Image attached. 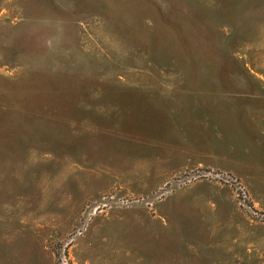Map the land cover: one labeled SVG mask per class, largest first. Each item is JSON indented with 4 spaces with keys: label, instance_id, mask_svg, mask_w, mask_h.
<instances>
[{
    "label": "rangeland",
    "instance_id": "obj_1",
    "mask_svg": "<svg viewBox=\"0 0 264 264\" xmlns=\"http://www.w3.org/2000/svg\"><path fill=\"white\" fill-rule=\"evenodd\" d=\"M245 100L264 0H0V264H264Z\"/></svg>",
    "mask_w": 264,
    "mask_h": 264
},
{
    "label": "crops",
    "instance_id": "obj_2",
    "mask_svg": "<svg viewBox=\"0 0 264 264\" xmlns=\"http://www.w3.org/2000/svg\"><path fill=\"white\" fill-rule=\"evenodd\" d=\"M237 102L238 101H230L228 102V104H230V106H239L244 108L264 106V100H245L239 102V104H235ZM258 127L259 129L261 128L260 134L251 133L252 131L248 132L252 140L251 145L257 148V151L251 153L249 150H247V156L244 154V158L238 156L236 159L233 158L232 161L234 165H236L235 171H240L239 176L245 179L250 186L264 189V166H262L261 168L258 167V169L256 170L253 169L254 164L259 165L261 161H263L262 163H264V123L261 125L258 124ZM232 147H235V150H238L236 148L237 146ZM238 164H240L241 166L238 167ZM262 193H264V190H262Z\"/></svg>",
    "mask_w": 264,
    "mask_h": 264
},
{
    "label": "built area",
    "instance_id": "obj_3",
    "mask_svg": "<svg viewBox=\"0 0 264 264\" xmlns=\"http://www.w3.org/2000/svg\"><path fill=\"white\" fill-rule=\"evenodd\" d=\"M237 199L240 207L246 212L251 213L253 217H257V219H264V213L259 212L257 208H255L250 202V198L246 189L239 185L236 189Z\"/></svg>",
    "mask_w": 264,
    "mask_h": 264
}]
</instances>
